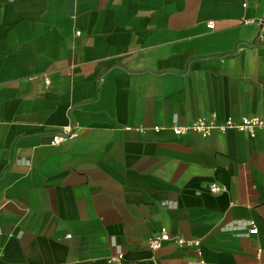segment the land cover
I'll list each match as a JSON object with an SVG mask.
<instances>
[{
	"label": "crops",
	"instance_id": "1",
	"mask_svg": "<svg viewBox=\"0 0 264 264\" xmlns=\"http://www.w3.org/2000/svg\"><path fill=\"white\" fill-rule=\"evenodd\" d=\"M213 116L264 117V0H0V264H264V131L170 129Z\"/></svg>",
	"mask_w": 264,
	"mask_h": 264
},
{
	"label": "built area",
	"instance_id": "2",
	"mask_svg": "<svg viewBox=\"0 0 264 264\" xmlns=\"http://www.w3.org/2000/svg\"><path fill=\"white\" fill-rule=\"evenodd\" d=\"M246 22H252V20H247ZM258 23H262L261 21ZM209 28L214 27V22H209L207 24ZM76 34L79 35L80 31H76ZM50 80L47 78L45 80L46 84H49ZM156 132H160L161 130L165 129L166 127L163 126H154L153 127ZM170 129L176 135L187 134L189 132H197L202 136H209L213 132L217 131L220 133H225L228 130H237L241 132H246L252 138L256 137L257 133L260 131H264V117L261 116H242L238 120L233 118H227L222 122H218L213 116L212 118L208 119L205 117H199L195 120L192 124L186 126H171ZM138 130L142 131V128H138ZM78 135V128L73 126L72 124L66 126L62 129V132L56 133L53 135L52 144L58 145L64 141L72 139ZM227 188L225 185L219 184L217 182H212L209 185V191L211 193H220L225 191ZM249 232L254 234L258 232V227L254 221L251 222V226ZM172 242L176 244L178 247H185V248H200L202 242L200 239L194 238H185L182 236H174L170 234L167 230L162 229L156 234L150 236L147 239V244L151 250H156L160 248L164 243ZM262 250L258 249L257 257H261ZM122 256H112L109 261H118L120 262ZM203 260L200 259V263L203 264Z\"/></svg>",
	"mask_w": 264,
	"mask_h": 264
}]
</instances>
